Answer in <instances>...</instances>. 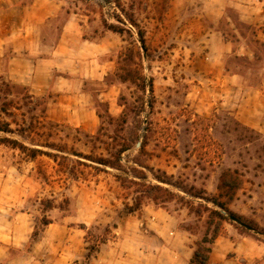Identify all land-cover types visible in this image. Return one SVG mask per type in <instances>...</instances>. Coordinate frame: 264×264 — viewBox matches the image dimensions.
I'll list each match as a JSON object with an SVG mask.
<instances>
[{
    "label": "rangeland",
    "instance_id": "1",
    "mask_svg": "<svg viewBox=\"0 0 264 264\" xmlns=\"http://www.w3.org/2000/svg\"><path fill=\"white\" fill-rule=\"evenodd\" d=\"M13 1L32 8L21 20L26 12L0 3V137L40 151L0 144V264H189L213 234L209 212H222L213 199L256 231L226 215L214 242L240 238L236 264H263L249 243L264 246V84L220 94L209 75L223 53L204 38L210 27L253 40L237 9L208 22L200 0ZM70 19L86 40L111 32L121 41L102 58L113 61L107 74L86 86L89 129L53 117L54 91L10 77L13 57L26 54L17 32L34 28L33 46L42 37L47 50Z\"/></svg>",
    "mask_w": 264,
    "mask_h": 264
},
{
    "label": "crops",
    "instance_id": "2",
    "mask_svg": "<svg viewBox=\"0 0 264 264\" xmlns=\"http://www.w3.org/2000/svg\"><path fill=\"white\" fill-rule=\"evenodd\" d=\"M5 3L7 10L18 9L21 13L26 12V17L21 20H28L32 5L24 7L15 6L13 0H0ZM197 0H190L195 4ZM202 7L196 11L204 15L208 22L215 21L224 14L227 7L237 9L239 18L254 29L253 40L238 35V41L233 43L231 40L223 38L221 32L214 28L205 30L204 38L207 46L213 50L220 49L223 58L216 69H210V80L217 83L220 88V94H239L243 88L247 93L250 91L248 84H264V64L263 58L259 57L257 51L264 45V0H200ZM179 3V0H175ZM2 6H4L2 4ZM191 9L195 10L196 5ZM25 14V13H23ZM43 15H41V19ZM209 26H211L209 24ZM212 27V26H211ZM62 31L54 47L45 48V41L40 38L39 46H33L32 33L34 28L29 27L17 32L13 38L19 50H26L23 56H15L10 70L14 76L10 75L15 82H23L30 86L36 93L39 91L49 93L55 92V98L51 101V113L58 121H69L75 126L89 129L95 124L94 112L89 103V95L92 94L86 86L94 82L95 79H101L107 74L112 67L113 61L109 58L102 59L109 55L108 52L114 50L120 45V37L115 33H105L101 38L84 39L82 30L79 26L72 25V20L65 21ZM25 30V32H24ZM238 33V32H237ZM22 40L20 37H24ZM38 37V36H37ZM32 38V39H31ZM7 39L3 40V42ZM258 46V47H257ZM28 51V53H27ZM235 55L245 57L239 59V62H227L225 56ZM250 61L259 62L257 68L250 67ZM243 62L245 64H243ZM115 86L106 88L100 94H109ZM259 88L258 92H263ZM107 92V93H105ZM256 92V91H255ZM58 94V95H57ZM57 95V97H56ZM81 108L80 113L78 112ZM82 115V118L79 117ZM241 238V242L246 241ZM240 238L227 237L217 239L214 242L212 251L209 256V264H236L238 248L235 244ZM251 247V258L258 259L264 255V246L257 244L255 241L249 243ZM225 251V252H224ZM229 251L235 254L233 258H228ZM224 253V254H222ZM264 264V263H263Z\"/></svg>",
    "mask_w": 264,
    "mask_h": 264
},
{
    "label": "trees",
    "instance_id": "3",
    "mask_svg": "<svg viewBox=\"0 0 264 264\" xmlns=\"http://www.w3.org/2000/svg\"><path fill=\"white\" fill-rule=\"evenodd\" d=\"M108 29L118 33L122 32V29L117 28L115 26H109ZM138 35L140 41L143 42V34L141 32H138ZM0 144H7V145H11L12 147L19 148L22 152L26 153V155L30 158H35L38 152L40 151L37 148L28 147L15 139L6 138V137H0ZM199 195L200 194L196 196ZM212 202L214 203V205L219 207L223 213L217 209H213L211 212H209V217H210L209 223H214L213 234L210 237H208V235L203 236V238L196 243V250L193 256L191 257L189 264H207L209 254L211 252V244L218 236L222 235L223 232L225 231L221 224V221L225 220L228 215H232L239 218V216L234 214L220 201L213 199Z\"/></svg>",
    "mask_w": 264,
    "mask_h": 264
},
{
    "label": "water",
    "instance_id": "4",
    "mask_svg": "<svg viewBox=\"0 0 264 264\" xmlns=\"http://www.w3.org/2000/svg\"><path fill=\"white\" fill-rule=\"evenodd\" d=\"M137 145H138V144H137ZM229 218H230L231 220H233L234 222L238 223L239 225H241V226L247 228L248 230H252V231L256 232L255 229H254L251 225L245 223V222L242 221L241 219H239V218H237V217H235V216H232V215H229Z\"/></svg>",
    "mask_w": 264,
    "mask_h": 264
}]
</instances>
